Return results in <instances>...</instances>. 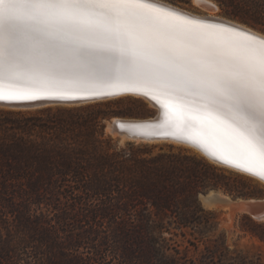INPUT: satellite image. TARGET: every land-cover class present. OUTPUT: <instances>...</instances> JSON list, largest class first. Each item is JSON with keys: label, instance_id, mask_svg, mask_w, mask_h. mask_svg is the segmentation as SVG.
<instances>
[{"label": "trees", "instance_id": "trees-1", "mask_svg": "<svg viewBox=\"0 0 264 264\" xmlns=\"http://www.w3.org/2000/svg\"><path fill=\"white\" fill-rule=\"evenodd\" d=\"M214 1L264 31V0ZM145 114L0 108V264H261L228 245L199 195L259 198L264 186L186 147L118 144L104 130L113 115ZM239 229L264 244V220L242 213Z\"/></svg>", "mask_w": 264, "mask_h": 264}, {"label": "snow or ice", "instance_id": "snow-or-ice-1", "mask_svg": "<svg viewBox=\"0 0 264 264\" xmlns=\"http://www.w3.org/2000/svg\"><path fill=\"white\" fill-rule=\"evenodd\" d=\"M115 90L264 180V34L151 0H0V101Z\"/></svg>", "mask_w": 264, "mask_h": 264}, {"label": "water", "instance_id": "water-1", "mask_svg": "<svg viewBox=\"0 0 264 264\" xmlns=\"http://www.w3.org/2000/svg\"><path fill=\"white\" fill-rule=\"evenodd\" d=\"M151 2L172 8L192 19L203 20L210 24H220V23L231 24L236 27H242L245 30H251L253 34L261 35L258 32H256V30L242 23L231 20V19L212 18L208 16H205V17L198 16L197 17L192 14L186 13V11L181 8L170 5L161 0H151ZM122 94L141 95L143 97H146L156 107V111L153 115L147 116V117L118 116L119 119L115 122H113L111 119L110 120L112 123L111 131L116 132L120 136L121 135L129 136L128 139H131V140H140L144 142H172V143L186 145V146L196 149L197 151H200L207 158L216 162V164H220L221 166L230 168L238 172H243V173L252 175L236 167L233 163H231L228 160L227 157L219 153L213 155L210 150L206 148H202L199 145L194 144L193 142L187 139L177 138L176 136H173V135H165L164 133L165 131H167V129L161 126V121L163 120L162 112L164 110L160 107V104L157 103V100L152 99V97L149 95L146 96V95L136 93V92H124V91H118V90H115V94H111V95H101V94L91 93V92H87V93L77 92V93L71 94L72 98H57V97L52 96V97H46V98H42V99H38L34 101H0V107L28 109V108L44 107L48 105H79V104H85V103H91V102L111 99L115 96H119ZM254 177H257V176H254ZM201 195L208 196L209 193L201 194ZM208 199L214 202V204L216 203L227 204L226 203L227 201L220 198L216 193L209 195ZM240 203H241L240 208H239L240 210L249 214L252 218L256 220H264V196L260 198H247V199L240 201Z\"/></svg>", "mask_w": 264, "mask_h": 264}, {"label": "rangeland", "instance_id": "rangeland-1", "mask_svg": "<svg viewBox=\"0 0 264 264\" xmlns=\"http://www.w3.org/2000/svg\"><path fill=\"white\" fill-rule=\"evenodd\" d=\"M161 1L168 3L170 5L176 6L178 8H181L183 10L192 12L194 14L208 15L210 13V14L216 15L218 17L231 19V20L242 23V24L264 34V31H262L261 29L247 25V24L237 20L236 18H232L231 16H229L224 11V9H222L217 4V2L214 0H209L211 2L209 4V7H206L204 4H202L196 0L195 1L190 0L189 2H181L178 0H161ZM96 102H98L100 104H104V108H106V109H114V110L130 109L132 111H142V110L146 111V114L143 116L113 115L110 118H107L104 120V130H105L106 134H110L113 137V139L118 142V144H124L126 141H136V140H131L128 138L122 139V137L120 135H118L117 133H112L107 128V122L108 121H110L113 117H118V116H122V117H147V116L153 115L156 111V109L154 107H152L146 99H144L140 96H137V95H122V96H119L116 98H111V99H106V100H101V101H96ZM96 102H91V103H96ZM105 103H106V105H105ZM85 104H87V103H85ZM79 105H84V104H79ZM48 106H68L69 107V106H77V105H48ZM44 107H46V106H44ZM0 108H8V107H0ZM38 108H41V107H38ZM8 109H21V108H8ZM28 109L33 110L36 108H28ZM21 110H27V109H21ZM137 142H140V141H137ZM141 142H144V141H141ZM150 143H152V142H150ZM153 143H157V144L171 143V144H174L176 146L186 147L187 149H189V150H191V151H193L199 155H202L196 149L189 147V146H186V145L178 144V143H172V142H153ZM202 156H204V155H202ZM210 162H212V161H210ZM212 163L219 166V167H222L224 169L231 170L234 172H238V171L232 170L230 168L216 164L214 162H212ZM238 173H240V172H238ZM246 175H248V174H246ZM249 176H251V175H249ZM251 177L253 178L252 180H254L255 182H258L259 184L264 186V182H262L260 179L254 177V176H251ZM206 193H218V194L223 195V196H228L229 199L231 201H233L234 203L240 202L244 199H247V198H240V197L233 198L232 196L228 195L227 193L222 192L221 190H219V191L210 190ZM206 193H200V195H199L200 201L205 208L213 209L218 213L219 230L223 229L226 232L228 245L231 248H236L238 250H241L243 252L248 253L249 255H255V256L259 255L261 264H264V244L262 242H260L256 237H252L249 234H246V235L243 234V232L239 229L240 215L242 213H245V212H243L240 209L233 210L231 208L230 204L216 203V204H212L211 206L206 205L202 201V198H201L202 196H204L201 194H206ZM254 220H256V219H254ZM258 221H262V220H258ZM176 238L178 240H181V237H176Z\"/></svg>", "mask_w": 264, "mask_h": 264}, {"label": "bare ground", "instance_id": "bare-ground-1", "mask_svg": "<svg viewBox=\"0 0 264 264\" xmlns=\"http://www.w3.org/2000/svg\"><path fill=\"white\" fill-rule=\"evenodd\" d=\"M195 1V0H194ZM196 1H198V2H200V3H202V4H204L206 7H209V4L211 3L209 0H196ZM186 11V10H185ZM186 13H189V14H192V15H194V16H199V17H205V16H208V17H212V18H220V19H225V18H222V17H218V16H216V15H213V14H208V15H198V14H194V13H192V12H189V11H186ZM256 32H258V31H256ZM259 34H262L261 32H258ZM91 86V85H90ZM122 95H129V94H122ZM122 95H119V96H122ZM119 96H115V97H113V98H116V97H119ZM137 96H140V97H142V98H144V99H146L147 101H148V103L152 106V107H154L155 109H156V107L153 105V103L151 102V101H149L146 97H143V96H141V95H137ZM149 96H151V95H149ZM119 119V117H113L112 118V121L113 122H115V121H117ZM127 119V118H126ZM107 128L111 131L112 130V123H111V121H108L107 122ZM112 133H116V132H114V131H111ZM121 137H122V139H125V138H129V136H126V135H121ZM121 139V140H122ZM136 141H140V140H136ZM200 152V151H199ZM201 153V152H200ZM202 154V153H201ZM202 155H204V154H202ZM205 156V155H204ZM206 157V156H205ZM207 158V157H206ZM207 159H209V158H207ZM210 161H212L211 159H209ZM212 162H214V161H212ZM214 163H216V162H214ZM220 165V164H219ZM243 173V172H242ZM245 174H247V173H245ZM249 175V174H248ZM252 176V175H251ZM256 178H258V177H256ZM259 179V178H258ZM261 180V179H260ZM262 181V180H261ZM262 182H264V181H262ZM212 194H214V193H209V195H212ZM220 198H222L223 200H225V201H227L226 203L227 204H230V206H231V208L233 209V210H237V209H239L240 208V202H236V203H234L233 201H231L230 199H229V197L228 196H223V195H220V194H218V193H216ZM208 195V196H209ZM208 196H202L201 198H202V201L206 204V205H212V204H214V202H212V201H210V199H208Z\"/></svg>", "mask_w": 264, "mask_h": 264}]
</instances>
